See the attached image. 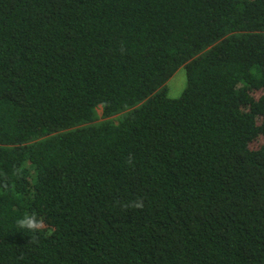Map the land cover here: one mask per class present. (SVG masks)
<instances>
[{
	"label": "trees",
	"instance_id": "trees-1",
	"mask_svg": "<svg viewBox=\"0 0 264 264\" xmlns=\"http://www.w3.org/2000/svg\"><path fill=\"white\" fill-rule=\"evenodd\" d=\"M0 264H264V0H0Z\"/></svg>",
	"mask_w": 264,
	"mask_h": 264
},
{
	"label": "clouds",
	"instance_id": "clouds-1",
	"mask_svg": "<svg viewBox=\"0 0 264 264\" xmlns=\"http://www.w3.org/2000/svg\"><path fill=\"white\" fill-rule=\"evenodd\" d=\"M131 164V157H129L128 161ZM125 207H133L137 209H142L143 202L142 200H136L134 203L125 205ZM16 228L21 230L20 232H29L32 233L33 236L30 238L29 244L38 242L37 236L41 231H46L48 226L45 224L42 217L38 216L35 212H28L22 215L19 219L15 221ZM50 234V232H49Z\"/></svg>",
	"mask_w": 264,
	"mask_h": 264
},
{
	"label": "rangeland",
	"instance_id": "rangeland-1",
	"mask_svg": "<svg viewBox=\"0 0 264 264\" xmlns=\"http://www.w3.org/2000/svg\"><path fill=\"white\" fill-rule=\"evenodd\" d=\"M184 82H185V75L183 70H179L176 75L168 82V95L171 98L178 97L183 88H184ZM98 113L100 114L101 111L98 109Z\"/></svg>",
	"mask_w": 264,
	"mask_h": 264
}]
</instances>
